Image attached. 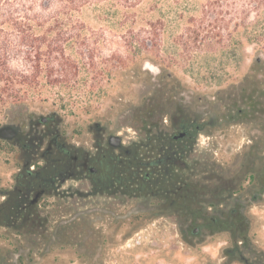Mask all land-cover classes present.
I'll return each mask as SVG.
<instances>
[{
	"label": "rangeland",
	"instance_id": "rangeland-1",
	"mask_svg": "<svg viewBox=\"0 0 264 264\" xmlns=\"http://www.w3.org/2000/svg\"><path fill=\"white\" fill-rule=\"evenodd\" d=\"M24 1L18 15L51 17L0 20V126L56 114L69 138L90 147L97 124L138 138L137 116L149 104L155 122L170 119L173 96L192 114L219 119L254 94V113L207 124L184 170L213 189L231 186L204 200H246L253 251L236 230L186 234V212L142 197L89 195L85 184L83 195L64 187L46 196L35 222L0 223V264H245L241 251L264 261V193L253 197L264 188V36L250 39L241 23L245 0H94L63 19H54L57 5L46 11ZM10 150L0 152V180L9 184L18 167Z\"/></svg>",
	"mask_w": 264,
	"mask_h": 264
},
{
	"label": "flooded vegetation",
	"instance_id": "flooded-vegetation-1",
	"mask_svg": "<svg viewBox=\"0 0 264 264\" xmlns=\"http://www.w3.org/2000/svg\"><path fill=\"white\" fill-rule=\"evenodd\" d=\"M249 96L252 101L247 99L245 107H238L234 114L227 113L219 119H208L207 113L201 110L192 114L182 104V98L173 96L169 105H175V110L170 119L155 122L154 117L148 114L154 111L149 101L146 109L137 116L142 124L138 138L128 136L127 140L122 133L109 132L97 124L90 147L69 138L63 121L56 114L30 116L26 124L20 119L2 124L0 152L11 149L18 167L11 174V184L0 180V223L7 224L10 219L35 222L41 215L38 207L46 196L61 194L64 187L70 188L66 189L67 193L83 195L82 188L86 184L89 195L104 194L120 199L142 197L149 201L159 200L166 205L192 201L190 211L174 206L177 211L186 212L183 214L185 218L196 221L184 228L186 234L200 232L203 228L211 229L208 219L213 220L218 230L237 232L244 224L246 200L232 198V195L204 200V196L217 195L231 186L219 184L213 189L208 181L201 184L191 180L184 170L191 167L187 160L195 158L200 133L207 129V124L217 125L229 117L234 119L257 110L254 94ZM162 102L159 98L158 103ZM157 108L163 110L161 106ZM182 176L191 183L187 193L181 191ZM70 180L77 181V185L65 186ZM262 193L264 188L253 197L258 199ZM203 202H214L220 207L211 211L212 207L209 206V210L202 205ZM241 241L242 248L253 251V246L247 243L248 237ZM236 249H239L238 245ZM240 254L245 264H264L256 257L255 261L253 257L248 258L244 251Z\"/></svg>",
	"mask_w": 264,
	"mask_h": 264
},
{
	"label": "trees",
	"instance_id": "trees-1",
	"mask_svg": "<svg viewBox=\"0 0 264 264\" xmlns=\"http://www.w3.org/2000/svg\"><path fill=\"white\" fill-rule=\"evenodd\" d=\"M94 0H41L39 3H37V0H35L36 5H39V7L43 10L49 11L50 8H53L55 5H57V9H55V16L54 19H63L62 14L70 12L77 11L81 9L85 5H90L93 3ZM116 2H124L126 5H134L138 3L140 0H115ZM26 3L24 0H21L20 2L17 0H0V20L1 21H15L17 25H21L24 23L25 19L30 20H47L51 17L50 14H36L33 16H29L28 14L25 16L18 15L19 9H25ZM255 12V15L253 17V20H249L251 13ZM62 16V17H61ZM69 18H73V15L71 14L68 16ZM67 17V18H68ZM241 23L245 24V26L250 27L249 33H251L252 36H250V39L257 38L259 36H264V0H245V4H243V10L241 15ZM38 37V35H37ZM36 40H39L37 38ZM33 40V41H36ZM264 49V47H263ZM185 177H181V191L183 193H187V189L190 187L189 182H186ZM166 187H168L166 185ZM171 207L174 206H180L182 209L190 211L193 206L192 201H183L179 204H168ZM244 224H242L237 231V234H239L242 238L247 237L246 229H247V220L246 217L242 219ZM193 221H195L193 219ZM211 230L218 231L217 227L213 224V220L208 219L207 220ZM235 231V230H232Z\"/></svg>",
	"mask_w": 264,
	"mask_h": 264
},
{
	"label": "bare ground",
	"instance_id": "bare-ground-1",
	"mask_svg": "<svg viewBox=\"0 0 264 264\" xmlns=\"http://www.w3.org/2000/svg\"><path fill=\"white\" fill-rule=\"evenodd\" d=\"M146 67L147 68H151L152 70H154V68L151 65H149V64Z\"/></svg>",
	"mask_w": 264,
	"mask_h": 264
}]
</instances>
